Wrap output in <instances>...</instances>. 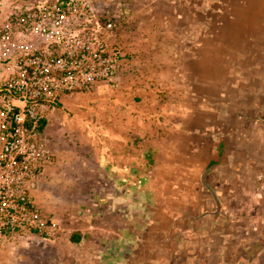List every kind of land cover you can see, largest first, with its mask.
I'll list each match as a JSON object with an SVG mask.
<instances>
[{
  "label": "rangeland",
  "instance_id": "obj_1",
  "mask_svg": "<svg viewBox=\"0 0 264 264\" xmlns=\"http://www.w3.org/2000/svg\"><path fill=\"white\" fill-rule=\"evenodd\" d=\"M24 1L0 0V9H22L26 5L18 4ZM96 1L101 8L108 0ZM132 2L154 7L153 14L141 15L135 24L125 26L120 21L118 30L129 46L122 49L126 63L130 60L136 67L131 60L138 56L139 70L144 73L137 87L126 88L132 98L137 97V106L119 112L105 108L107 103L100 98L92 113L96 119L133 117L146 125L148 144L158 151L153 164L158 166L145 183L153 181L157 186L147 184L140 190L127 185L120 190L127 199L124 206L118 200L108 205L100 190V159L68 158L71 188L62 208L65 219L58 221L60 231L82 227L87 232V224L98 227L82 246L95 247L93 264H104V253L121 255L116 260L121 264H264V0ZM153 23L160 26L152 30ZM213 53L227 68L229 78L220 84L223 93L212 89L215 84L203 76L214 65L209 60ZM144 89L147 94L138 96ZM79 95L80 101H92L91 91ZM86 130L80 135L85 137ZM115 130L118 134V128ZM94 131L103 135L101 128ZM146 144L142 142V146ZM218 145L225 153L223 166L228 171L213 168L208 180L223 211L200 222L206 209L215 206L200 182L205 165L198 162ZM81 148L90 150L91 146L82 142ZM93 163L94 172L89 170ZM147 175L127 173L126 181ZM105 189L112 196L119 192ZM67 215H76L79 221L66 219ZM204 227L209 233L202 239ZM117 229L126 235L117 239L118 234L113 233ZM105 230L115 236L103 237ZM217 232L219 239L213 240ZM59 239L21 237L0 252V264H71L75 250L63 249ZM105 247L110 251L98 252Z\"/></svg>",
  "mask_w": 264,
  "mask_h": 264
},
{
  "label": "built area",
  "instance_id": "obj_2",
  "mask_svg": "<svg viewBox=\"0 0 264 264\" xmlns=\"http://www.w3.org/2000/svg\"><path fill=\"white\" fill-rule=\"evenodd\" d=\"M118 26L92 0L0 9V251L21 237L59 236L58 220L32 199L38 174L53 159L38 126L63 95L113 79L124 60L109 43Z\"/></svg>",
  "mask_w": 264,
  "mask_h": 264
},
{
  "label": "crops",
  "instance_id": "obj_3",
  "mask_svg": "<svg viewBox=\"0 0 264 264\" xmlns=\"http://www.w3.org/2000/svg\"><path fill=\"white\" fill-rule=\"evenodd\" d=\"M31 2L32 0H25L23 2L24 4L23 3L18 4V6H23V5L27 6ZM92 2L97 7H99L98 4L96 3L97 2L96 0H92ZM132 3H133L132 0H108L105 4L103 2L104 5L101 6V8L99 7V9H101L102 11L108 12L109 14H114L118 18L119 20L118 29L109 36V43L118 45L121 51L123 49V46L125 44L127 45V42L123 41V35L122 37H119L120 32L118 30L120 28V21L121 24L122 22H126L127 24H125V26H127L128 22L129 23L132 22L133 24L138 22L136 18H139L143 14L154 13V7L143 6V4H139V3L137 5L136 2H134L135 4ZM155 25L158 27L160 26L159 24L153 23L150 28L152 30H154V28L157 29ZM127 47L129 48L128 45ZM123 54H124V60L122 61L116 75L110 81L112 85H110L109 82H103L96 85L91 90L92 101L91 100L80 101L81 97L79 93H69L63 95L59 99V101L55 104V106L50 107L48 111L45 113V115L42 117V119L46 120V124L41 130L39 129V133L50 147L53 154V159L49 164L45 165L42 171L38 174L34 182V187L32 188V199L33 202L37 206H39L47 216H52L59 222H63L65 219V215L64 213H62L64 212L62 208L64 201L67 200V197L69 195V190L71 188L70 182L67 179L71 172L69 166L72 163L70 161H66L68 158L75 160L78 158L79 159L85 158L87 159V162H91V160H89L90 158L100 159L99 160L100 164H98V166H101V174H102V178H101L102 181L100 182L102 184V188L100 190L102 191L103 194L102 199L106 200L107 201L106 204L108 205H111V201L118 200V202H121V206L122 207L124 206L125 200L127 201V199L125 198V195L121 193L120 190L126 189L127 185L130 186V184H132L134 189L138 188L140 190H143L142 186L147 184H149L151 188L154 185H155L154 187L157 186L156 182L153 181H151V183H145L148 180V178H150L149 174L151 175L154 174L158 166L153 164V158L158 151L154 147L148 144L150 142L149 139L150 137L148 134H146L147 132V129L145 127L146 125L140 123L138 120H136L133 117L126 119L123 117L116 118L106 115V117L102 116L96 119L95 114L92 113L93 110L96 111L95 108V105L97 103L96 99L99 100L100 98L103 100L105 99V102L107 103V107L105 108H109V109L117 108L119 112L127 111V109L133 107L134 104L136 105L134 100H137V97L132 98L130 92L126 91V88H128L129 86L137 87L138 84L136 82L139 79L144 78V73L142 72V70H139L141 64H139L140 59H138V56H135V58L131 60L135 62V66H136V67H132V65L128 63V61L130 60H128L126 63L125 53ZM209 60L212 61L214 65H212V69L209 68V70H205L203 76L205 78L207 77L209 81H212L213 84H215L214 86L211 85L213 86L212 89L216 90V92L223 93V90L221 89L222 86H220V84H223V80H227L229 78V76H227L226 65L222 64L221 62L222 58L218 57L216 53L211 54ZM206 61L208 60L205 59L204 62ZM2 76L3 75H1L0 73V77ZM206 89L207 88H205V90ZM145 90L146 89L143 90L144 92L143 91L137 92L138 96L144 97V95L147 94ZM141 102L142 104H146L150 106L153 105L149 101L145 102L141 100ZM84 112L85 114H83ZM90 112L92 113L93 116L91 118H89ZM78 114L85 115V117L79 116ZM151 122L156 124L155 119H152ZM84 128L85 130L87 129L85 132L86 134L85 137L80 135V132L82 133V130ZM95 128L96 129L101 128L103 135L100 136L99 132L98 134H96V132L94 131ZM115 128H118V134L114 133L116 132ZM156 134H158V132ZM213 139H215V137ZM144 141H146L147 144L142 146V142ZM82 142L83 143L86 142L87 146L90 144L91 146L90 150L82 149L81 148ZM99 142L102 144V146H98ZM67 145H69V147L71 148H68ZM96 146L99 147L97 148V150H95ZM220 153H221V158L219 156ZM224 158H225V153L222 151V146L220 145L217 148V150L213 149L212 151H209L207 154H203L202 157H200V161L198 162V165L204 166L211 160L219 159L218 164L215 165L214 168H220L222 171L223 170L228 171L223 166ZM94 166L95 164L93 163V166L90 167L89 170L94 172L95 171ZM197 169L191 171L192 173H194L192 174L193 177L197 175ZM127 173H132L134 175H142L143 173H147L148 175L144 177L141 176L140 178L136 177L138 179H135V182H133L130 179L126 181ZM208 174H207V180H208ZM106 187L107 188L109 187V190L110 188L118 189L119 192L116 196H112L111 193L107 191V189H105ZM144 190L147 192V189ZM149 194L151 193L148 191V195ZM139 198L136 200H139ZM211 202H213L215 206V202L212 197H211ZM220 204H221L220 208L222 209L221 201ZM52 207H60V208L55 210ZM121 209L123 208H120V210L117 213L119 214L118 216H120V219L123 213L121 212L122 211ZM214 209L213 210L206 209L205 213L202 214V217L199 218V221L203 222L205 218L206 219L210 218L213 215L217 217L218 215L222 214L221 212L223 210L219 209L220 211L218 213V211L213 212ZM66 219H70V220L74 219L72 220L74 222L79 221L76 215L75 216L67 215ZM86 220H88V217ZM87 226L90 228V231L86 230L87 232H84L82 227H79L75 231H70V232L64 231V233H62V231H60L61 232L60 236H58L60 237L59 244L61 242L63 249H65V246H68L73 251L75 250L74 251L75 254L74 257L72 258L71 264H93L97 258V256H95L96 255L95 247H90V248L82 247L84 242H86L87 239H90L92 233L96 230L95 228H98L95 225L90 226L89 224H87ZM203 231L204 232L202 233L203 234L202 239L203 237H208V233H209L207 230H205V227ZM110 232L111 230L108 231L105 230L103 233V237L115 236V235H111ZM113 233L118 234L117 239L122 238L124 235H126V233L123 234V232H121V230L118 229L113 230ZM223 237L224 235H222L221 238ZM218 239H219V235L217 232V235L214 237L213 240H218ZM70 245L73 247H71ZM98 250H99L98 252L100 251L109 252L110 248L105 247L102 248L101 250L100 249ZM205 251H208L207 248ZM102 258L104 259L103 262L104 264H110L111 262L115 263L117 259L119 260L122 259L121 255L120 257L117 258L115 255L111 256V253L108 254L104 253ZM116 264H121V261L116 262Z\"/></svg>",
  "mask_w": 264,
  "mask_h": 264
},
{
  "label": "water",
  "instance_id": "obj_4",
  "mask_svg": "<svg viewBox=\"0 0 264 264\" xmlns=\"http://www.w3.org/2000/svg\"><path fill=\"white\" fill-rule=\"evenodd\" d=\"M262 121H264V120H262ZM221 153L219 155L220 158H221ZM218 162H219V159H215V160L209 161L204 166V168L202 169V171L200 173V182H201V184L209 191V193L211 194L212 198L214 199L215 209H214L213 212L219 211V209L221 207V204H220V200L218 198V195L216 193V190L214 189V187L207 180V174L215 167V165L218 164Z\"/></svg>",
  "mask_w": 264,
  "mask_h": 264
},
{
  "label": "trees",
  "instance_id": "obj_5",
  "mask_svg": "<svg viewBox=\"0 0 264 264\" xmlns=\"http://www.w3.org/2000/svg\"><path fill=\"white\" fill-rule=\"evenodd\" d=\"M45 124H46V120L45 119H42L40 121V124H39L38 128L41 130L44 127ZM75 241H78V240H75Z\"/></svg>",
  "mask_w": 264,
  "mask_h": 264
}]
</instances>
